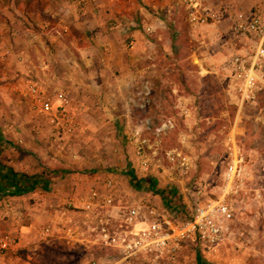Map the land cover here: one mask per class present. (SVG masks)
I'll return each mask as SVG.
<instances>
[{"label": "rangeland", "instance_id": "rangeland-1", "mask_svg": "<svg viewBox=\"0 0 264 264\" xmlns=\"http://www.w3.org/2000/svg\"><path fill=\"white\" fill-rule=\"evenodd\" d=\"M53 1L55 0H0V86H5L10 115L15 118L12 123L22 116L28 125L21 135L22 140L43 141L41 144L46 145L43 150L46 157L42 158L40 177L45 187L44 199L51 200L49 210L53 212L55 208H68L74 212L75 221L80 223L82 215L75 207L69 204L59 206L61 188L69 185L64 183L56 187L52 185L53 179L63 176L73 178L76 183L82 177L92 180L97 174L102 176L118 172L122 179L124 202L130 203L137 199L153 201V197H161L155 203L184 218L190 213L187 190L196 183L207 181L210 183V197H221L225 186L222 173L227 163L225 138L233 131L245 156L246 170L243 185L227 199L234 207L232 240L221 248L220 253L215 254L204 253L201 247L189 244L174 263L156 261L154 255H142L131 261L117 262L198 264L200 258L211 264H264V105H261L264 102V90L256 101L246 103L238 113L237 106L227 94L225 80L226 70L234 56L250 58L257 51L259 38L235 35L226 15L243 10V7L251 3L240 1L236 7H223L226 16L222 21L220 19V22L213 23L215 25H204L196 30L191 28L182 9L183 32L176 39L177 43L175 41L170 60L145 64V72L136 79L137 82L125 85L131 91L129 89L120 102L109 93L114 76L106 89L107 96L91 92L89 99H83L77 90L74 93L68 92L64 88V80L57 84L58 89L55 90V73L51 70L57 54L49 41L46 49L41 48L40 41L45 42L51 32L62 37L61 32H56L50 23L42 26V29L37 25L38 18H48L44 11L52 6ZM28 2L33 7L32 11L25 9ZM71 2L83 8L77 0ZM255 2L253 8L244 10L264 16V9L260 7L264 1ZM29 33L33 34L30 39L27 35ZM213 35L215 42L210 40ZM204 39L207 42L202 44ZM21 45L28 46L25 48L26 53L21 51ZM234 45L241 46V51L233 50ZM244 47L248 50H243ZM21 53L28 56L27 61L21 58ZM195 55L205 59L206 70L213 72L207 74L201 71L193 63ZM156 56L162 57L163 54L159 52ZM22 62L31 63L39 71V74L35 73L30 77L32 66L24 73V91H27L29 85L36 83L45 94L55 100V105L59 97L66 96L70 101L69 114L73 117L74 130L68 133L61 130L58 134L45 117L36 115L31 106L29 108L28 96L24 100L26 111L21 115L17 101L21 105ZM40 62L49 66L44 71L48 79H45V74L38 66ZM5 71L8 73L6 77L2 75ZM115 73L117 76L122 74L120 71ZM124 105L126 108L123 111L127 113L129 106H142L137 108L140 109L138 115L130 121L131 117L126 118L125 113L119 109V106ZM115 106L117 107L114 108ZM147 107L151 109L149 113ZM3 113L4 118L8 119L9 111ZM118 117L125 119L123 124L117 122ZM17 129L13 131L17 132ZM139 146H143L151 157L148 172L138 169L136 152ZM172 149H178L194 159L195 168L191 173L183 176L171 170L166 152ZM155 152L156 155L153 154ZM130 171L141 183L131 179ZM171 177L181 182L167 184ZM70 196L71 194L67 196L68 200ZM30 201L31 204L34 203V199L31 198ZM29 246V250L21 249V264H89L91 260H111L114 257L115 260H120L114 250L87 241L68 244L64 240H43L36 237ZM12 251L0 252V256L6 255V259L15 257L16 253Z\"/></svg>", "mask_w": 264, "mask_h": 264}, {"label": "crops", "instance_id": "crops-1", "mask_svg": "<svg viewBox=\"0 0 264 264\" xmlns=\"http://www.w3.org/2000/svg\"><path fill=\"white\" fill-rule=\"evenodd\" d=\"M240 1L251 3V5L238 11L250 10L256 3L255 1L261 3V0H208L211 11L217 18L209 26L222 21L226 15L229 21L228 13L225 15L222 8L236 7ZM260 7L264 9V3H261ZM182 9L184 8L176 0H90L84 8L77 7L71 0L53 1L52 6L44 11L48 18L46 20L38 18L37 25L42 29V26L50 23L55 27L56 32H61L62 37L51 32L45 42L40 41L41 48L45 49L48 48L47 42L49 41L57 54L56 59H53L54 64L51 70L55 73V82H53L56 85L55 90L58 89L57 84L64 80V88L71 93L77 90L82 98L89 99L91 92L99 96H107L106 89L109 83H112L110 79L114 76V82L111 84L112 90H109V93L121 102V98L123 99L130 89L125 85L137 82L136 79L145 72L143 71L145 64L154 63L157 60L161 63H164V60H170V53L173 52L177 43L176 39L183 32L182 11L185 9ZM119 23L128 27L129 31L124 32L116 27ZM27 35L30 39L33 34ZM215 39L214 35L210 36L211 41L215 42ZM206 42L207 40L204 39L201 43ZM217 43L218 40L215 44ZM210 46H208L209 49ZM26 47L28 46L21 45L23 53H26ZM240 48L242 47L234 45L233 50L241 51ZM243 50L246 51L248 48L244 47ZM159 52L163 54L162 57L156 56ZM23 53H21V58L27 61L28 56ZM25 60L23 61L26 62ZM193 63H196L198 68L207 74L213 72L206 70L205 59L195 55ZM32 66L30 77L35 73L39 74L34 65ZM32 66L31 63H21V105L17 101V108H21V115L26 111L24 100L27 94L24 91V73ZM38 66L45 74V79H48V75L44 72L49 67L47 63L40 62ZM119 71L122 74L117 76L115 72ZM2 73L4 77L8 75L6 71ZM120 84L122 86H119ZM4 92L5 86H0V240L4 233L9 232L19 241L17 246L12 248L16 256L7 259L6 255L5 257L0 256V264H15L16 262L21 264V249H30V242L40 237L38 233L40 229L54 226L57 223L66 225L68 218H74L75 215L68 208L62 210L55 208L53 212L49 210L51 200L44 199L45 187L40 177L43 169L42 158L46 157L45 151L43 152L46 145L41 144L43 141L40 138L38 140L42 142L22 140L21 135L24 134L23 131L28 125L22 116L21 119H16L14 124L12 123L15 118L10 115L9 99L6 98ZM27 99L30 108L31 100ZM140 106H133L134 108L129 106L128 113L123 111L126 105L119 106V109L125 113L126 118L130 116L131 121L138 115L140 109L137 108ZM7 110L9 118L5 119L3 112ZM150 110L147 107L148 113ZM118 118L117 122L123 124L125 119ZM16 128H18L17 132L13 131ZM46 161L48 163L47 159ZM111 173L119 175L118 172ZM53 182L52 185L56 187L64 183L69 185L61 188L63 193L60 192V197H58L61 207L63 204H69L70 199H67L69 194L72 197L74 192L85 191L90 180L82 177L74 183L73 178L58 176L53 179ZM135 182L141 183V180L138 179ZM73 183L77 187L76 190ZM31 198L34 199L33 204L30 201ZM159 199L153 197L152 200L159 202ZM7 202L13 203L12 211L6 209ZM76 206L79 205L75 204L73 207Z\"/></svg>", "mask_w": 264, "mask_h": 264}, {"label": "built area", "instance_id": "built-area-1", "mask_svg": "<svg viewBox=\"0 0 264 264\" xmlns=\"http://www.w3.org/2000/svg\"><path fill=\"white\" fill-rule=\"evenodd\" d=\"M77 1L84 8L90 0ZM176 1L185 9L193 30L216 21L208 0ZM229 21L235 35L259 38L254 56L245 58L236 55L226 70L227 94L239 113L246 103L256 101L264 90V16L238 11L229 14ZM116 27L124 32L129 31L124 24L119 23ZM26 94L36 115L45 117L58 134L61 130L64 133L74 130L73 117L69 114L70 101L66 96L59 97L55 105V100L36 83L28 86ZM225 147L227 163L222 173L225 186L221 197H210V183L207 181L196 183L187 190L190 213L184 218L151 200L124 202L120 176L113 173L97 174L88 182L85 191L74 192L69 200V205H79L75 208L81 213L82 221L77 223L69 217L66 225L57 223L40 229L39 236L43 240H64L68 244L87 241L114 250L120 256V260H115V257L111 260L97 259L91 260L89 264H119L117 261H131L142 255H154L156 261L174 263L189 244L201 247L204 253H220L221 248L233 237L234 207L227 199L243 185L246 170L245 156L233 131L225 138ZM136 155L138 169L148 172L151 157L145 148L139 146ZM166 160L171 170L183 176L195 168L194 159L178 149L166 152ZM179 182L171 177L167 184ZM5 207L9 211L14 209L12 202H7ZM18 241L12 233H4L0 240V252L16 247Z\"/></svg>", "mask_w": 264, "mask_h": 264}, {"label": "trees", "instance_id": "trees-1", "mask_svg": "<svg viewBox=\"0 0 264 264\" xmlns=\"http://www.w3.org/2000/svg\"><path fill=\"white\" fill-rule=\"evenodd\" d=\"M25 9H26V11H30V10L32 11V10H33V7H32V5L28 2L27 5H26V7H25ZM261 105H264V102L261 103ZM129 175H130L131 179L137 181L136 175H135L134 173H131V172H130ZM2 253H3V252H2ZM198 264H211V263L203 262L200 258H198Z\"/></svg>", "mask_w": 264, "mask_h": 264}]
</instances>
